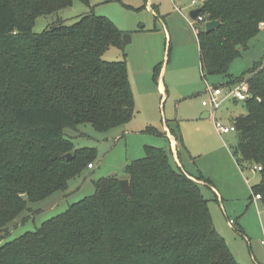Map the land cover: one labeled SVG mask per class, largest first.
I'll return each instance as SVG.
<instances>
[{
	"label": "trees",
	"instance_id": "obj_1",
	"mask_svg": "<svg viewBox=\"0 0 264 264\" xmlns=\"http://www.w3.org/2000/svg\"><path fill=\"white\" fill-rule=\"evenodd\" d=\"M73 3L0 0V227L30 201L66 190L93 164L95 149L75 148L66 127L91 123L108 131L135 115L126 57H103L110 47L123 46L113 21L91 10L71 25L58 19L34 31L38 16ZM199 8L205 22L222 21L197 33L202 71L227 75V85L243 79L250 85L246 111L233 121L242 132L234 155L242 169L262 167L252 190L264 202V63H255L248 77L229 75L237 45L246 47L262 30L264 0H204ZM162 68V62L154 66L156 82ZM172 134L183 144L180 133ZM171 155L146 145L145 156L125 166L130 196L119 176L95 181L92 196L0 245V264H240L202 193L199 180H210L176 169Z\"/></svg>",
	"mask_w": 264,
	"mask_h": 264
},
{
	"label": "rangeland",
	"instance_id": "obj_2",
	"mask_svg": "<svg viewBox=\"0 0 264 264\" xmlns=\"http://www.w3.org/2000/svg\"><path fill=\"white\" fill-rule=\"evenodd\" d=\"M131 1L92 0L86 4L74 0L71 6L36 18L34 31L39 33L58 19L71 25L93 10L113 21L123 34L129 33L130 43L110 47L103 57L109 62L126 57L135 97V115L108 131H99L91 123L75 129L66 127L65 136L75 148L95 149L94 167H86L71 178L66 190L43 200L30 201L13 221L0 227V245L35 231L46 220L92 196L96 190L95 181L108 176L122 178L128 163L145 156L146 145L162 147L171 153V138L166 134L169 128V134L180 133L183 138V144L179 142V153L184 168L196 175L201 170L223 198L218 200L216 190L202 185L214 225L235 259L240 264H264V202L252 197V187L259 183L260 173L250 168L242 171L238 167L234 155L239 143L238 132L222 137L213 121L203 117V112L208 111L202 105L207 97V83L227 86L230 78L223 74H205L201 69L197 33L205 29V22L192 26L189 18L191 10L201 7L203 2ZM261 29L246 47L238 49L239 55L229 67L231 77H248L255 63H264V24ZM161 62L164 91L153 78L154 66ZM245 111L244 102L226 101L217 117L231 123ZM148 127H155L162 134L151 132ZM171 161L176 169H182L173 155ZM230 219L235 223L231 224Z\"/></svg>",
	"mask_w": 264,
	"mask_h": 264
},
{
	"label": "built area",
	"instance_id": "obj_3",
	"mask_svg": "<svg viewBox=\"0 0 264 264\" xmlns=\"http://www.w3.org/2000/svg\"><path fill=\"white\" fill-rule=\"evenodd\" d=\"M203 2L204 0H194V3ZM190 23L195 26L198 22H205L202 15H197L196 18L190 16ZM205 93L207 97L202 101V104L208 108V116L212 119L217 132L223 137L231 132H238L237 126L234 122L225 123L217 117L218 110L226 101H246L251 96V88L246 79H243L235 84L227 86H212L207 83ZM94 167L93 164L89 168ZM261 166H254L252 170H261ZM255 199H262L260 194L254 195ZM230 223L234 221L230 219Z\"/></svg>",
	"mask_w": 264,
	"mask_h": 264
},
{
	"label": "crops",
	"instance_id": "obj_4",
	"mask_svg": "<svg viewBox=\"0 0 264 264\" xmlns=\"http://www.w3.org/2000/svg\"><path fill=\"white\" fill-rule=\"evenodd\" d=\"M122 1H125V2H129V3H131L132 1L131 0H122ZM146 1H148V0H146ZM149 4V3H148ZM151 5V4H150ZM151 9L153 10V11H155V9H154V6H152L151 5ZM158 12V11H157ZM159 13H157L156 14V17H158L159 15H158ZM156 65V64H155ZM163 69H164V66H163V68H162V70H161V73H160V76H159V79H158V81L157 82H159V87H160V89L161 90H165V84L163 83V81H162V72H163ZM203 105V104H202ZM203 107H205L204 105H203ZM206 109H208L207 107H205ZM203 117L204 118H209V116H208V111L206 110V111H204L203 112ZM211 119V118H210ZM212 120V119H211ZM169 128H167V132H166V134H168L169 136H170V138H171V147H170V151H171V154L173 155V157L176 159V161L179 163V165L180 166H182V169L185 171V172H187L188 174H190L194 179H196V177H199V176H204V177H206L203 173H202V171L201 170H199V175L197 174H194V173H191L190 171H188L186 168H184V166H183V164H182V158H181V154L179 153V142L176 140V138H175V136L174 135H172V134H169ZM237 162V161H236ZM238 164V163H237ZM238 167H239V164H238ZM241 168V167H240ZM240 170H242L243 171V169L241 168ZM123 177H126V175H124ZM199 182L203 185V186H208L209 188H211V189H213L215 192H216V196H217V199L218 200H220L221 199V201H222V197L220 196V193L218 192V189L216 188V186H215V184L212 182V181H210V183H208V182H206V181H204V180H199ZM220 196V197H219ZM253 197V200H255V201H262L261 199H259V200H257V199H255V197H254V195L252 196ZM235 223V222H234ZM262 243H263V245H264V239L262 240ZM259 264H262V263H260L259 262Z\"/></svg>",
	"mask_w": 264,
	"mask_h": 264
},
{
	"label": "water",
	"instance_id": "obj_5",
	"mask_svg": "<svg viewBox=\"0 0 264 264\" xmlns=\"http://www.w3.org/2000/svg\"><path fill=\"white\" fill-rule=\"evenodd\" d=\"M201 8H196L191 10L190 12V16L192 18H196L198 15V12L200 11ZM222 21L221 19H213V20H207L205 22V30L206 31H212L215 30L216 28H218L221 25ZM122 41H123V45H127L128 43L131 42V35L129 33H124L122 35ZM241 47V44L237 45V49H239ZM242 135V132H239V136ZM65 157L70 159L72 157L71 153H67L65 154ZM119 184L121 189L123 190L124 193H126L127 196L131 195V184H130V179L127 177H122L119 179ZM22 198L26 199L27 198V194H23Z\"/></svg>",
	"mask_w": 264,
	"mask_h": 264
}]
</instances>
